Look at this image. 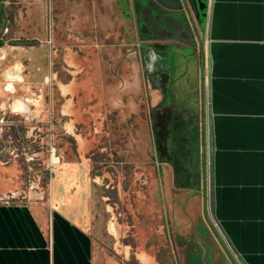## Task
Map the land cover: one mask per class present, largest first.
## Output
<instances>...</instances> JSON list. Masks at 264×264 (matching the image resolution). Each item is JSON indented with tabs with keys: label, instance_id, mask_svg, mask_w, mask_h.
<instances>
[{
	"label": "crops",
	"instance_id": "crops-1",
	"mask_svg": "<svg viewBox=\"0 0 264 264\" xmlns=\"http://www.w3.org/2000/svg\"><path fill=\"white\" fill-rule=\"evenodd\" d=\"M205 3L198 30L202 68L199 54L194 90L176 89L173 65L165 62L160 70L151 65L150 53L142 57L149 69L150 146L167 190L187 198L198 189L219 240L244 264H264V0ZM105 16L102 31L111 24ZM40 32L17 31L0 45V119L16 116L32 129L44 117L39 92L46 76L45 44ZM66 57L73 69L76 55L69 51ZM174 66L179 78L187 80L185 63L179 60ZM130 78V88L136 87V67ZM92 80L57 81L65 133H72L75 99L90 95ZM113 93L108 103L117 108L121 101ZM85 170L83 163L54 167L44 213L26 203L0 202V264H92L89 232L76 219L89 192Z\"/></svg>",
	"mask_w": 264,
	"mask_h": 264
},
{
	"label": "rangeland",
	"instance_id": "rangeland-1",
	"mask_svg": "<svg viewBox=\"0 0 264 264\" xmlns=\"http://www.w3.org/2000/svg\"><path fill=\"white\" fill-rule=\"evenodd\" d=\"M40 1L4 0L2 10L12 14L14 21L19 15L35 19L40 7L45 10L47 3ZM86 1L91 9L93 3H100ZM54 11V26L65 27V20L59 17L64 11L61 3ZM79 15L83 17V9ZM76 22L81 30L66 29L69 38L61 30L54 35L55 40L49 35L43 38L46 76L39 95L44 117L38 129L16 116L8 117L10 121L0 119V202L26 203L36 206L40 213L47 211L48 182L56 160L61 165L77 158L72 138L61 128L56 83L97 76L102 79V116L110 135L106 148L97 143L85 155L90 163L89 192L84 212L76 217L89 232L92 264H231L217 240L209 237L212 232L202 217L198 189L187 198L170 193L166 209L161 203L158 169L147 148L145 101L149 69L133 42L126 38L132 34L133 26L117 20L113 30L100 31V37L92 28L89 39L85 21ZM94 23L95 18L91 25ZM167 49L168 57L163 59L168 67L173 65V85L179 90H194L199 83L194 48ZM69 51L76 55L73 69L66 63ZM179 60L185 63L187 80L179 78L180 73L175 71L174 64ZM132 67L138 72V83L130 88ZM113 91L121 101L117 108L108 103Z\"/></svg>",
	"mask_w": 264,
	"mask_h": 264
},
{
	"label": "flooded vegetation",
	"instance_id": "flooded-vegetation-1",
	"mask_svg": "<svg viewBox=\"0 0 264 264\" xmlns=\"http://www.w3.org/2000/svg\"><path fill=\"white\" fill-rule=\"evenodd\" d=\"M3 1L4 0H0V45L4 42L5 36L12 35L22 30L27 33L31 31L34 33L37 29L39 32L41 31L38 35H41L43 38L47 37L48 34L53 37V35L57 34L58 30L64 31L65 33L67 31L66 29L78 32L81 30V26L78 28L79 23L76 21L81 20L85 21L84 27L89 34V39L91 38L90 34L92 28L98 31V37H100L99 33L102 31V25H100L101 19L106 17L105 15H109L111 18V24L108 26L109 30H113V27L117 25V20L120 22L123 20L127 21L129 25L133 26L134 30L131 29L132 34L129 36L126 35V38L133 42V46L138 51V55H141V60L142 57L144 59L149 53L151 54L150 61L154 68L160 66V70L163 69L165 64L163 58L167 56V48L169 46L177 48L192 46L195 50V56L200 54L198 30L201 24V17L197 15V7L199 5L202 6V3H198L196 0H100V3H93L94 9H91L90 3L86 0H47L45 10H43V7H40L35 19L19 15L18 20H15L16 22L14 18H12V14L4 13L2 10ZM58 3H61V7L64 8L63 13L59 17L65 20V27L59 24L54 26V17L56 15L54 10L58 8ZM82 9L84 18L79 15V10L82 11ZM204 11L205 8L199 11V13ZM160 14H162V16H160ZM93 18H95L97 23L91 25ZM50 35L49 37L51 38ZM115 40H117V38H115ZM112 45L119 46L117 43ZM92 79L94 81L91 82L90 95L87 96V94H84L78 99H75L77 109L73 117L72 133H67L73 140L75 148L74 154L77 157L76 160L69 163L84 164L88 183L90 182V163L89 160L85 158V155L90 152L97 143L103 148H106L110 135L109 131L106 130V122L104 123L105 119L102 116L104 103L103 95L99 89L102 79L93 75L91 77V80ZM145 103L147 110V96ZM145 124L148 155L155 162L158 169V161L156 156L153 155V150L150 146L152 145V140L149 139L147 121ZM76 136H78V138H76ZM56 162L58 165L59 162L57 160ZM157 173L159 176L158 193L162 197L161 203L166 209L171 199L170 192L167 190L166 182L159 169ZM206 216L205 220L207 224L209 222L214 226L215 224L211 217L208 216L207 213ZM202 217H204L203 212ZM196 237L198 239L199 235H196ZM209 237L216 242V238L212 233L209 234ZM175 240L177 241V239ZM221 243L228 253H230L231 250L226 241L222 239Z\"/></svg>",
	"mask_w": 264,
	"mask_h": 264
},
{
	"label": "water",
	"instance_id": "water-1",
	"mask_svg": "<svg viewBox=\"0 0 264 264\" xmlns=\"http://www.w3.org/2000/svg\"><path fill=\"white\" fill-rule=\"evenodd\" d=\"M39 2H41V1L39 0ZM196 2H198V3L201 2L202 3V6L199 5L197 7V10H198V14L197 15H199L201 17V20H203L204 17H205V11L201 12V13H199V11H201L203 8L206 7L205 0H196ZM198 45H199V51H200V68H202V46H201V42L200 41L198 42ZM208 145H209V148H210L211 139H210V129H209V127H208ZM209 183H210V174H209ZM203 216H204V218L207 217L204 209H203ZM208 225H209V228H210L213 236L217 240H219L218 233H217L216 229L214 228V226H212L209 222H208ZM219 242L221 243L220 240H219ZM222 248L224 249V251L226 253V256L228 257V260L230 261L231 264H244V262L241 260V258L235 257V259H233V257L228 253V251L226 250V248L223 245H222Z\"/></svg>",
	"mask_w": 264,
	"mask_h": 264
},
{
	"label": "bare ground",
	"instance_id": "bare-ground-1",
	"mask_svg": "<svg viewBox=\"0 0 264 264\" xmlns=\"http://www.w3.org/2000/svg\"><path fill=\"white\" fill-rule=\"evenodd\" d=\"M54 160H56V159H54Z\"/></svg>",
	"mask_w": 264,
	"mask_h": 264
}]
</instances>
